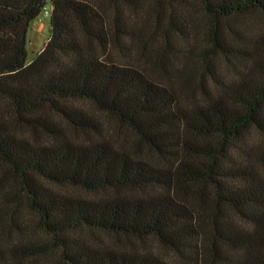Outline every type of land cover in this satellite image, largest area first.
<instances>
[{"label": "trees", "instance_id": "obj_1", "mask_svg": "<svg viewBox=\"0 0 264 264\" xmlns=\"http://www.w3.org/2000/svg\"><path fill=\"white\" fill-rule=\"evenodd\" d=\"M153 1L185 34L191 0ZM195 1L216 47L244 66L202 85L200 99L191 75L152 77L135 60L144 0H52L50 37L29 65L46 0H0V264L47 245L60 264H264V65L223 34L224 21L264 13V0ZM21 203L47 244L1 241Z\"/></svg>", "mask_w": 264, "mask_h": 264}, {"label": "rangeland", "instance_id": "obj_2", "mask_svg": "<svg viewBox=\"0 0 264 264\" xmlns=\"http://www.w3.org/2000/svg\"><path fill=\"white\" fill-rule=\"evenodd\" d=\"M154 4L153 0H144L138 10L137 18L142 23L144 36L142 44L137 47L133 55L142 70L152 77L159 75L165 79H172L173 82L177 81L176 76L182 72L186 78L187 75H191V84L187 86L190 89L188 92L199 99L203 96L202 85L212 91L213 84H215L214 79L230 83L239 76L244 67L243 62L232 55L221 52L216 47V38L211 26L213 23L195 0L187 4V10L184 12L186 24L183 30L185 34H180L169 26L170 17L167 9L156 8ZM46 8L50 12L48 16L43 11L30 23L26 42V65L34 61L50 37L52 0H46ZM223 28L225 44L231 47H243L244 50L250 52L258 49L260 61L264 65V13H254L246 18L224 21ZM252 64L253 60L247 66L251 67ZM83 107L98 117L106 129L110 128L111 122L98 114L91 105L85 104ZM114 126L113 124L112 128ZM66 191L79 193L71 189H66ZM18 205L15 211V222L10 213L4 214V219H2L4 225L8 224L1 240L5 247L10 249L14 245L21 244L23 246L29 243L47 244L49 237L39 229L37 218L23 203ZM98 236L97 239L89 233L86 234L87 238H92L96 242L116 243L113 238L105 234L98 233ZM147 245L163 258L175 261L174 255L160 248L156 243H147ZM47 249L43 255L27 259L25 262L17 258L16 264H60L58 251L51 249L49 245Z\"/></svg>", "mask_w": 264, "mask_h": 264}, {"label": "built area", "instance_id": "obj_3", "mask_svg": "<svg viewBox=\"0 0 264 264\" xmlns=\"http://www.w3.org/2000/svg\"><path fill=\"white\" fill-rule=\"evenodd\" d=\"M44 13H45L46 16H48L50 14L49 10L46 7L44 9Z\"/></svg>", "mask_w": 264, "mask_h": 264}]
</instances>
